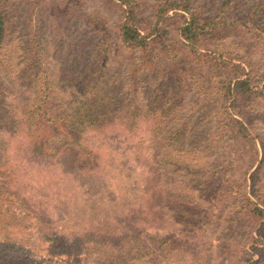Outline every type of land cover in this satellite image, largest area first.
Returning <instances> with one entry per match:
<instances>
[{"label": "trees", "instance_id": "trees-1", "mask_svg": "<svg viewBox=\"0 0 264 264\" xmlns=\"http://www.w3.org/2000/svg\"><path fill=\"white\" fill-rule=\"evenodd\" d=\"M11 1L0 0V51L8 37ZM235 1L223 0L221 12L207 19L191 9L190 1L158 2L146 15L145 0H100L115 17L109 42L100 17L82 14V0H47L57 23L82 14L106 50L138 55L140 64L128 71L131 82L139 71L150 77L146 103L134 105L125 102L135 100V85L127 101L102 98L96 83L91 97L87 91H73L72 97L63 90L54 93L45 82L36 96L28 90L32 81L25 85L32 99L23 103V96L22 103L33 104L35 112L24 114L25 119L12 116L11 131L0 135V194L7 183L14 184L3 192L33 215L36 233L50 244L51 255L82 253L98 264H212L224 254L243 264H264V135L250 123L264 100V65L219 48L233 33L252 35L264 46V34L254 13L244 20H222V10ZM176 17L178 24L172 23ZM32 26L25 51L38 63L44 48L40 28ZM173 33L178 38L171 42ZM162 67L165 83L156 87L167 89L151 99L153 75ZM197 112L200 133L188 142L184 129ZM210 112L214 117L208 119ZM22 120L27 128L17 132ZM19 135L25 137V158L6 160L8 140ZM190 153L219 156L207 164ZM29 178L50 189L46 183L58 182L71 198L82 197L79 211L107 217L115 226L64 233L39 215L20 189L31 185ZM203 188L208 195L198 201L193 194ZM237 199L239 207L225 220L228 241L219 246L220 253H212L210 238L226 201ZM164 216L179 227L176 235L158 231ZM9 227L0 219V264H36L25 253L28 241L12 238Z\"/></svg>", "mask_w": 264, "mask_h": 264}, {"label": "rangeland", "instance_id": "rangeland-1", "mask_svg": "<svg viewBox=\"0 0 264 264\" xmlns=\"http://www.w3.org/2000/svg\"><path fill=\"white\" fill-rule=\"evenodd\" d=\"M185 1H190L191 9L200 12L201 16L207 19L214 18L221 12V3L223 2V0H145L146 15H149L158 2L184 3ZM50 9L47 0L42 2H38V0H12L7 6L9 19L8 37L6 44L0 51V135L2 138L6 137L7 133L11 131L12 116L17 115L25 119L24 114L29 111L35 112L33 104L29 103L24 107L23 103L27 98L32 99L29 97L28 90L35 93L36 96H40L43 93L42 82H45L49 89H53L54 93L63 90L62 93H65V96L68 97H72V94H75L73 91L76 90L78 92L87 91L88 97H91L92 84L96 83L98 90H102L100 96L111 101L113 98L110 99V95H113L112 97L116 100L120 101V99H123L127 101L130 98V87L135 85L136 92H138L135 100L125 103L128 105H134L133 103L142 104L143 101V103H146L147 93L144 95L145 86L150 77L145 78L144 74L146 72L139 71L133 78V82H131L130 74L128 73V71L132 73L130 70L132 66L140 64L137 58L138 55H133L117 48H112L115 50L110 48V51L106 50L105 44L99 42L98 33L94 31L92 22L87 21L82 15L86 14L87 18L88 16L100 17L106 30V39H111L109 42H112L114 32L111 25L115 17L103 8L100 0H82V14L72 15V18H69L63 24H59L54 20L53 11ZM222 11L224 12L222 20L226 22L244 20L249 18L251 13L256 14L255 23L264 34V0H236ZM178 19L180 18H174L172 23L178 22ZM32 25L40 28V39L44 48V54L39 57L38 63L32 55L27 54L25 51L29 34L34 28ZM171 38V42H174L178 36L173 33ZM256 43L257 41L252 35L243 34L238 36L233 33L229 34L219 48L221 47L223 51H229L233 55L238 54L237 57L242 59H252V62L264 65V46ZM162 69L157 73L156 78L153 75L151 99L157 96L160 97L161 93L167 89L162 90V86L156 87L158 83L161 85L165 83L162 78L163 73H165L164 67ZM30 81L32 83L27 90L25 85L29 84ZM148 83H151V81ZM38 89H40V94L36 93ZM23 96L24 101L22 103ZM189 100L191 101V97L187 98V101ZM187 101L186 103H188ZM204 108L209 110L208 107ZM200 115L201 112L192 114L190 126H186L184 129L187 133L188 142L190 140L194 141L193 139L199 135L196 133H200L198 128L200 129L199 125L202 124L200 122L197 125L195 124ZM211 116L214 117L213 113L210 112L208 119ZM24 121L23 126L17 132L27 128V123L25 121L24 124ZM204 122H207V120ZM250 123L254 132L264 135V100L260 101L254 108ZM6 139L8 140L9 138L7 137ZM24 140L25 137H22V135L8 140V147L6 151H3L6 160L8 157L10 159L15 156L20 163L25 158L26 155L23 151L25 147ZM99 144L103 143L100 142ZM187 144L191 146V144ZM111 145H109V148ZM190 155L198 157L199 160L197 161L200 163L207 164L212 163L219 156L218 153L216 155L207 154L206 156L204 154L193 155L192 153ZM261 156L260 150L259 157ZM8 169L11 170V165L8 166ZM48 172V174H51L50 171ZM39 178L43 180L42 175ZM31 180L29 178V182H32L31 185L23 183L20 185V189L25 190L26 198L34 205L33 208L39 215L45 214L46 218L52 221L53 226L57 224V227L59 229L62 228L64 233L67 231L74 233L77 230V232H80L84 228H90L91 225L101 229L115 226L107 217L101 219L98 214L91 212V214H87L79 211L77 205L82 202V197L71 198L70 193L65 188L57 186L58 182L46 183L47 185H52V189H50L49 186L45 187L44 185L37 187L38 182L41 180ZM0 182H2L1 178ZM13 185L7 183L3 191H7V188H11ZM2 187L3 185L0 186V188ZM3 191V194H0V205H3L0 208V219L10 226V236L12 238H16L17 241L22 239L28 241L25 253L30 252L32 261L36 264H98L97 261H93L92 257L86 258L82 253L51 255V250L50 252L47 251V247L50 244L36 233L33 215L29 213V210L23 209L17 201H9L7 194ZM193 195L198 201H203V196H207L208 191L205 188L197 189ZM238 207L239 199H237V203H234L233 200L226 201L224 210L220 215V218H222L220 226L215 229L210 238V245L213 247L211 249L212 253L215 251L220 253L219 246L228 241L225 235L229 232L228 228H226L228 222L225 220H229ZM171 220L169 216H164L158 225V231L165 235L171 233L176 235L179 227ZM71 227L77 228L73 230ZM149 231L152 230L149 229ZM235 238L238 239V236L236 235ZM212 264L243 263L237 262L235 259H226L225 255L222 254L219 259L215 257Z\"/></svg>", "mask_w": 264, "mask_h": 264}]
</instances>
